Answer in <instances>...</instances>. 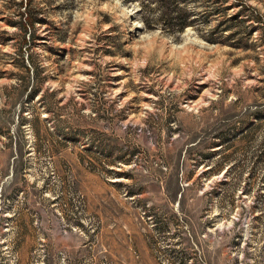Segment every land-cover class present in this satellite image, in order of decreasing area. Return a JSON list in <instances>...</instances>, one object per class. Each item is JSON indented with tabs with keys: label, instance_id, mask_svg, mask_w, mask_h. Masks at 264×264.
Returning <instances> with one entry per match:
<instances>
[{
	"label": "rangeland",
	"instance_id": "1",
	"mask_svg": "<svg viewBox=\"0 0 264 264\" xmlns=\"http://www.w3.org/2000/svg\"><path fill=\"white\" fill-rule=\"evenodd\" d=\"M263 159L264 0H0V264H264Z\"/></svg>",
	"mask_w": 264,
	"mask_h": 264
},
{
	"label": "trees",
	"instance_id": "2",
	"mask_svg": "<svg viewBox=\"0 0 264 264\" xmlns=\"http://www.w3.org/2000/svg\"><path fill=\"white\" fill-rule=\"evenodd\" d=\"M31 23L33 24V22H32V21H31ZM263 161H264V159H263ZM229 168H230V167H229ZM229 168H228V169H229Z\"/></svg>",
	"mask_w": 264,
	"mask_h": 264
}]
</instances>
